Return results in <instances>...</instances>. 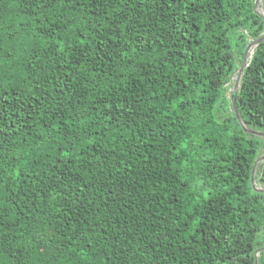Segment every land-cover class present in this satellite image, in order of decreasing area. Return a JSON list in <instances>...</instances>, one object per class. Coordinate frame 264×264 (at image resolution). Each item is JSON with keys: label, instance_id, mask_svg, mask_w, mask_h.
Segmentation results:
<instances>
[{"label": "trees", "instance_id": "obj_1", "mask_svg": "<svg viewBox=\"0 0 264 264\" xmlns=\"http://www.w3.org/2000/svg\"><path fill=\"white\" fill-rule=\"evenodd\" d=\"M254 1L0 0V264H254Z\"/></svg>", "mask_w": 264, "mask_h": 264}, {"label": "water", "instance_id": "obj_2", "mask_svg": "<svg viewBox=\"0 0 264 264\" xmlns=\"http://www.w3.org/2000/svg\"><path fill=\"white\" fill-rule=\"evenodd\" d=\"M255 5H254V10L256 13L260 14L262 16V13L263 11H260L258 8H259V3L261 2V0H255ZM262 40H264V35L259 38V39H256L252 42H250L244 49V52H243V57H242V61L240 63V66L238 67L237 69V72H236V75L234 77V84H233V100H232V110L233 112L235 113V117L237 119V121L239 122V124L241 125L242 129L247 132V133H251L253 135H256L258 137H260L263 141H264V133L262 132H259V131H254V130H251V129H248L245 127L244 123L241 121L238 113H237V109H236V94H237V90H238V87H239V82H240V78H241V75H242V71L243 69L248 65V62L251 58V55H252V52H253V49L256 47V45L261 42ZM249 49H251V53H248L249 52ZM247 56H248V60L247 59ZM262 158H264V154H261L259 155L254 164H253V167H252V170H251V183H252V187L257 190V191H260L262 190V188H258L255 186V181H254V174L257 170V167H258V164L261 163V162H264V160H262ZM264 195V194H263ZM264 250V246L257 249L255 252H254V258H255V262L254 264H257V257H258V254L260 251Z\"/></svg>", "mask_w": 264, "mask_h": 264}, {"label": "rangeland", "instance_id": "obj_3", "mask_svg": "<svg viewBox=\"0 0 264 264\" xmlns=\"http://www.w3.org/2000/svg\"><path fill=\"white\" fill-rule=\"evenodd\" d=\"M258 9H259L260 11H262L261 8H260V4H259V8H258ZM234 77H235V76H233V77L231 78V80H230V82H229V84H228V91H227V94H229L230 92L233 91ZM262 154H264V148H263V150H262ZM255 186H258V185H255Z\"/></svg>", "mask_w": 264, "mask_h": 264}, {"label": "snow or ice", "instance_id": "obj_4", "mask_svg": "<svg viewBox=\"0 0 264 264\" xmlns=\"http://www.w3.org/2000/svg\"><path fill=\"white\" fill-rule=\"evenodd\" d=\"M170 2H178V0H170ZM185 7H188V4H185ZM262 19H264V13H262ZM262 160H264V158H262ZM261 193L264 194V189L261 190ZM257 264H258V261H257Z\"/></svg>", "mask_w": 264, "mask_h": 264}]
</instances>
